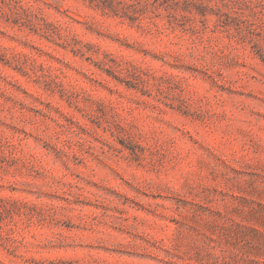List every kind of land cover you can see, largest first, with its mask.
Wrapping results in <instances>:
<instances>
[{"label":"rangeland","instance_id":"obj_1","mask_svg":"<svg viewBox=\"0 0 264 264\" xmlns=\"http://www.w3.org/2000/svg\"><path fill=\"white\" fill-rule=\"evenodd\" d=\"M0 264H264V0H0Z\"/></svg>","mask_w":264,"mask_h":264}]
</instances>
